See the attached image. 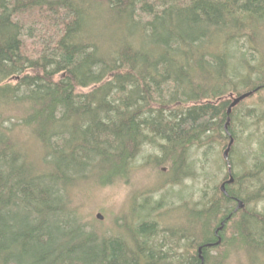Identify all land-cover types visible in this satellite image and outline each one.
Returning <instances> with one entry per match:
<instances>
[{"label":"trees","instance_id":"trees-1","mask_svg":"<svg viewBox=\"0 0 264 264\" xmlns=\"http://www.w3.org/2000/svg\"><path fill=\"white\" fill-rule=\"evenodd\" d=\"M148 145L215 183L180 227L69 211L79 178L127 180ZM263 201L264 0H0V264H264Z\"/></svg>","mask_w":264,"mask_h":264},{"label":"rangeland","instance_id":"rangeland-1","mask_svg":"<svg viewBox=\"0 0 264 264\" xmlns=\"http://www.w3.org/2000/svg\"><path fill=\"white\" fill-rule=\"evenodd\" d=\"M203 151H200V157ZM160 153L156 146L148 145L135 163L137 168L133 170L132 175H127V180L99 185L93 182L95 173H88L87 178H79L74 194L77 209L74 207L69 211H77V218L88 223V228L94 227L109 234L117 232L115 228H133L138 222L136 216L138 219L146 218L147 221L157 220L159 231L180 227L181 223L187 220L186 213L192 211L194 201L199 200L202 189L206 188V185L212 187L215 183L206 181L201 176L196 179L182 177L180 181L173 180L168 164L156 165V156ZM225 171L226 169L222 170L220 178ZM251 206L264 209V201ZM146 212L149 213L147 217ZM98 213L103 215V219L97 218ZM178 248L173 243L171 250L181 251ZM212 253L217 254V250H212ZM231 253L232 264H249L250 261L243 257V262L240 257L236 258L235 251ZM257 258L261 262V257Z\"/></svg>","mask_w":264,"mask_h":264},{"label":"water","instance_id":"water-1","mask_svg":"<svg viewBox=\"0 0 264 264\" xmlns=\"http://www.w3.org/2000/svg\"><path fill=\"white\" fill-rule=\"evenodd\" d=\"M252 93H253V91L246 92V93H243V94H241V95H239V96H237V97H235V98L233 99L232 103L230 104V106H229V108H228V110H227L228 119H227V122H226V124H225V131H226V133H230V130H229V123H230V114H231L232 108L235 107V106H236L239 102H241L243 99H245V98H247L248 96H250ZM233 142H234V138L231 136V139H230L229 145H228V147L225 149V151L223 152V157H224V159L226 160V162H227V164H228V169H229L230 172H231L232 166H231V163H230L229 155H230V150H231V146H232ZM233 181H234V177H233V176H231V177L227 180L228 183H231V182H233ZM227 182H223V183L221 184V186H220L221 190H222L224 193H226V194H227V190H226V183H227ZM243 206H244V202H243L242 200H238V205H237V207H236L235 210L237 211L238 209L242 208ZM97 218H99V219H103V215L100 214V213H98V214H97ZM223 226H224V222H222V224H221V226L218 228V230H219V229H222ZM218 230H217V232H218ZM220 241H221V237L219 238V240L217 241L216 244L220 243ZM199 253H200V255H202V254H201V253H202V247L199 248ZM203 262H204V258H203V256H202V263H201V264H203Z\"/></svg>","mask_w":264,"mask_h":264},{"label":"bare ground","instance_id":"bare-ground-1","mask_svg":"<svg viewBox=\"0 0 264 264\" xmlns=\"http://www.w3.org/2000/svg\"><path fill=\"white\" fill-rule=\"evenodd\" d=\"M104 11V10H103ZM108 13V12H107ZM106 13V14H107ZM102 14H103V12H102ZM110 14V13H109ZM233 92V91H232ZM234 93V92H233ZM235 94V93H234ZM71 123V122H70ZM11 130V129H10ZM176 149H177V147H176ZM222 155V154H221ZM235 155V154H234ZM231 163V162H230ZM228 165V164H227ZM231 166H232V164H231ZM167 167V166H166ZM150 169H151V167H150ZM232 170V169H231ZM228 172H229V174L231 173L230 171H229V169H228ZM166 175V174H165ZM232 175H230V177H231ZM164 177V176H163ZM159 180V179H158ZM256 202V201H255ZM190 207V206H189ZM182 210V209H181ZM186 210V209H185ZM187 212V211H186ZM239 212V211H238ZM182 214V213H181ZM239 214V213H238ZM178 217V216H177ZM176 217V218H177ZM172 218V217H171ZM171 222V221H170ZM188 222V221H187ZM230 222V221H229ZM176 223V222H175ZM140 226V225H139ZM162 226V225H161ZM199 226V225H198ZM187 235V234H186ZM192 236V235H191ZM219 244V243H218Z\"/></svg>","mask_w":264,"mask_h":264},{"label":"flooded vegetation","instance_id":"flooded-vegetation-1","mask_svg":"<svg viewBox=\"0 0 264 264\" xmlns=\"http://www.w3.org/2000/svg\"><path fill=\"white\" fill-rule=\"evenodd\" d=\"M223 182H227V180H225V181H223ZM223 182H222V183H223ZM227 183H228V182H227ZM227 183H226V185H227ZM221 241H222V240H221Z\"/></svg>","mask_w":264,"mask_h":264}]
</instances>
